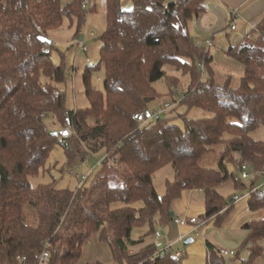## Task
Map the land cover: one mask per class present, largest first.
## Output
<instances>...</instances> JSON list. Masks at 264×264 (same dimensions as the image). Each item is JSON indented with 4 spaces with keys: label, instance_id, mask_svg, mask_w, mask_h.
<instances>
[{
    "label": "trees",
    "instance_id": "obj_1",
    "mask_svg": "<svg viewBox=\"0 0 264 264\" xmlns=\"http://www.w3.org/2000/svg\"><path fill=\"white\" fill-rule=\"evenodd\" d=\"M84 1L63 7L61 0H0V264H41L45 252L50 253L47 264H79L95 235L111 248L115 264H185L186 256L177 257L174 248L164 258L156 256L157 243L138 252L132 248L145 245L159 227L176 225L173 204L184 192L203 191L201 219L219 225L236 205L235 197L261 181L247 186L240 167L247 163L252 171L264 169V139L254 137L264 130V19L230 43L227 53L245 72L234 86L231 75L224 83L218 80L213 57L191 30L206 12L207 0H131V8L108 0L101 60L84 74L90 106L76 112L68 108L67 91L60 89L70 79L66 56L55 64V45L40 38L67 19L77 24L75 37L81 36L88 17ZM165 66L191 78L179 104L187 116L176 124L173 108L140 125L134 116L151 112L150 104L162 97L155 84L164 79L171 87L178 83ZM206 68L209 77L203 80ZM101 70L104 92L91 85L92 75ZM193 109L212 115L188 118ZM67 113L74 134L62 138L45 120L57 118L63 129ZM56 146L65 150L66 170L98 156L104 157L102 166L93 179L90 173L83 184L78 181L74 191L59 189L56 181L36 184ZM166 166L175 176L160 195L154 176ZM228 185L237 194L225 196L222 189ZM246 201L251 212L264 211V190ZM141 227L148 233L133 239ZM244 229L249 236L243 247H252L242 264H257L264 260V218ZM207 248L206 264H226L212 244Z\"/></svg>",
    "mask_w": 264,
    "mask_h": 264
},
{
    "label": "rangeland",
    "instance_id": "obj_2",
    "mask_svg": "<svg viewBox=\"0 0 264 264\" xmlns=\"http://www.w3.org/2000/svg\"><path fill=\"white\" fill-rule=\"evenodd\" d=\"M72 1L73 0H61L63 7L70 4ZM94 4H97V9L96 11L95 9L93 10V12L95 11L94 13L87 9V22L82 30V35L84 36L89 31H92L95 34L94 37H90L87 39V44L89 46V50L87 53L80 52L75 47L77 24L72 25V23L68 19L65 20L62 28L49 31L47 34V37L53 42L56 47V51H54L52 54L54 63L60 64L61 55L63 54L66 56L70 79L67 86L65 87L61 85L60 89L67 91L68 108L71 110H75L76 112H79L80 109H85L90 106L86 95L84 74L88 67L97 66L101 60V51L103 46L101 37L106 31L108 24L103 0H95ZM245 34L246 33L241 30L237 33H230L229 40L231 44H236L239 40L243 39ZM201 46H204L207 49V52H209V48H207L206 44ZM228 47L229 44L223 45L218 41L213 44V46L211 47V55L213 56L211 68L220 82L224 83L226 78H228V75H231L234 86H239L240 81L245 73L244 67L240 63H238L235 58L227 53ZM165 71L169 77H175L178 80V83L171 87L167 79L157 82L155 84V89L162 97L150 104L149 109L151 112H153L159 106L162 107L165 105H170L172 106V109L174 108L171 120L176 119L180 116H187L185 115L186 108L184 106H180L179 104L181 103L184 94H186L190 89L191 78L188 74H184L173 66H165ZM203 73V80H207L209 77V69H204ZM104 78V70L94 73L91 77L92 88L97 90L98 92H104ZM175 83L176 82L174 81V84ZM67 114L63 116V120L67 117ZM211 115V113L204 110L193 109L188 114V118L200 119L210 117ZM45 123L47 124L49 129L54 132L59 131L62 128L59 120L54 117L47 118L45 120ZM175 123L178 125H182V121L179 118L175 120ZM254 137L256 139H264V130H259L254 134ZM97 158H99V160L101 161L104 160L103 156H98ZM97 158L90 157L82 165L77 164L76 167L70 170H66L67 159L65 150L61 146H56L50 153V156L48 158L46 173H43L41 177L34 180V182L36 184H39L40 182L53 183V181H56L59 189H68L74 191L76 190V188H78V181H80V179L81 184H83L90 173V178H94L96 172L100 169L99 166H102L103 163L102 162L101 165H98L99 163H97ZM174 176L175 174L171 166H166L155 174L154 183L158 194H166L167 182L172 181L174 179ZM83 178H85V180ZM229 190L231 189H228V187L225 186L222 189L223 194L227 196L228 193H231ZM200 200L202 201V198H200ZM138 207H140V205H138ZM181 211L182 210L179 209V215ZM215 226L216 221L213 220L210 224L202 229V233H200L199 235L195 234V236H193L195 242L192 245H197L204 238L209 242H222V239L228 236V232L224 228H221V230H218V232L213 233L212 230L215 229ZM147 233L148 228L146 229V227L136 228L133 231L132 237L135 240H139ZM146 240V242H153L154 237L151 236ZM206 240L204 246L206 245ZM197 246H199V244ZM190 247L191 246L186 247L184 245V242H181L178 245L174 246V250L176 252H178L177 250L185 251L189 250ZM220 248L227 249L226 247ZM139 250L140 249L138 248H132V252H138ZM86 259H97L105 264H115L111 248L108 245L101 244L99 242L98 236L96 235L93 236L87 243L84 249V257L82 258L80 264H83ZM186 259L188 261V264H203L201 259H199L197 256H194L192 252L188 254ZM235 264L241 263L240 261H237L235 262Z\"/></svg>",
    "mask_w": 264,
    "mask_h": 264
},
{
    "label": "crops",
    "instance_id": "obj_3",
    "mask_svg": "<svg viewBox=\"0 0 264 264\" xmlns=\"http://www.w3.org/2000/svg\"><path fill=\"white\" fill-rule=\"evenodd\" d=\"M121 1L122 5L125 8L132 7L131 0ZM103 2L105 5L104 8L106 13L108 0H103ZM96 6L97 4L93 8V10L95 9V11L97 9ZM263 19L264 0H207L206 12L202 14L199 19L191 23V30L195 40L199 45H205L207 41L210 40L213 44L218 41L223 45L229 44L230 46V33H237L241 30L244 33L248 34L252 29H255ZM233 23H235L237 26L236 31L231 30V25ZM209 53L211 55V48L209 49ZM261 183L262 181L257 183V186ZM246 185L250 186L249 183H246ZM227 187L228 189H231L229 190L231 193H228L227 196L237 194L234 192L232 185H228ZM200 198H202V201L200 200ZM230 207L231 211L229 212L225 220L219 225L216 224L215 229L212 230V232L215 233L218 232V230H221V228H224L228 232V236L222 239V242L218 243L209 242L204 238L201 242L198 243L199 246H197L198 244L192 245L195 242L194 240L193 243L189 245L191 246L189 250H185L187 253L186 257L190 252H192L194 256H197L199 259H201L203 264H206L207 256L209 254L207 243H210L217 250L221 249L220 247H226V250L236 251L237 257L231 260V264H235V262L237 261H240V263L242 264L243 262L250 259V251L247 248L243 247V244L249 236V232L244 229V226L251 221L263 219L264 211H260L257 213L251 212L246 200H243L242 202ZM179 209L182 210L180 212V215L178 214ZM205 212V196L203 191L201 190L186 191L183 193L182 198L178 202H175L173 204V213L175 215V218L188 219L191 217L201 219ZM193 229V226H179L174 224L170 225L169 227H159L158 232L161 233L162 238L157 241L155 239V236L153 243H157L159 244V246H164L166 244L175 242V245H178L181 242H185L187 239H194L193 236H195V234L197 233H195ZM181 238H183V241H180ZM205 240L206 245L204 246ZM150 243L152 242H146L145 245L139 246L137 248L141 249ZM94 260L96 259H86L83 264H87L88 262ZM185 264H188L187 259L185 261ZM257 264H264V260L260 261Z\"/></svg>",
    "mask_w": 264,
    "mask_h": 264
},
{
    "label": "built area",
    "instance_id": "obj_4",
    "mask_svg": "<svg viewBox=\"0 0 264 264\" xmlns=\"http://www.w3.org/2000/svg\"><path fill=\"white\" fill-rule=\"evenodd\" d=\"M95 0H85L83 2L84 8L87 10H91L95 6ZM231 30L236 31L237 26L235 23L231 25ZM94 32H87L86 35H81L75 39V47L83 53H87L89 50V46L87 44V39L90 37H94ZM207 48H211L213 46L212 41H207L206 43ZM172 109V106L170 105H165L161 109H159L155 113H151L149 111L136 114L134 116V120L140 124V125H146L150 122L157 121L160 119L161 115H167ZM66 125L63 129L58 131V134L62 138H70L74 134V124L71 116L69 113L67 114V117L65 118ZM98 165H101L102 161L99 160ZM240 174H241V179L245 183H249L250 185L257 180L258 178L261 179L262 183L256 187H253L252 190L247 192L245 195H238L235 197V204H238L242 202L243 200H246L251 194L259 191V190H264V169L260 171H251L250 166L247 163H244L240 167ZM88 177V176H87ZM86 177V178H87ZM85 180V178H83ZM81 180V179H80ZM208 221L200 218H188V219H181V218H176L175 219V224L179 226H188V225H193L194 227V232L197 234H200L202 232V229L205 228L208 225ZM162 238V235L160 232L156 233V240H160ZM180 241H183V238L180 239ZM263 243H264V238H263ZM175 246L174 243H169L164 246H160L158 252L156 253V256H160L161 258H164L165 254L169 253ZM251 245L248 246V249H251ZM219 254L225 259L226 264H231V260L235 257H237V252L232 251V250H226V249H219L218 250ZM186 255V251H178L177 252V257H183ZM50 260V253L45 252L42 254L40 258L41 264H47L48 261Z\"/></svg>",
    "mask_w": 264,
    "mask_h": 264
},
{
    "label": "water",
    "instance_id": "obj_5",
    "mask_svg": "<svg viewBox=\"0 0 264 264\" xmlns=\"http://www.w3.org/2000/svg\"><path fill=\"white\" fill-rule=\"evenodd\" d=\"M44 43H47L48 45H51L53 44V42L48 38V37H41L40 38ZM55 135H58V133H55ZM174 215V213H173ZM194 239H187L185 242H184V245L187 247L189 246L191 243H193Z\"/></svg>",
    "mask_w": 264,
    "mask_h": 264
}]
</instances>
